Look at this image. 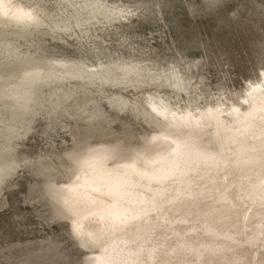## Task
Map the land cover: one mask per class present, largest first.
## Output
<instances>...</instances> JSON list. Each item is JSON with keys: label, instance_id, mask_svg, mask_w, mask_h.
I'll use <instances>...</instances> for the list:
<instances>
[{"label": "rangeland", "instance_id": "rangeland-1", "mask_svg": "<svg viewBox=\"0 0 264 264\" xmlns=\"http://www.w3.org/2000/svg\"><path fill=\"white\" fill-rule=\"evenodd\" d=\"M10 1L33 8L36 18L28 27L0 20V87L30 82L32 92L26 107L0 97V264H108L112 246L85 249L81 220L68 217L67 204L86 199L103 171H133L154 182L178 171L181 132L160 130L146 103L152 95L179 112L246 107L248 86L264 73V0H96L108 18L99 14L104 9H81L83 0ZM30 64L41 79H26ZM127 67L138 73L125 77ZM172 70L186 91L169 85ZM248 240L254 244L243 248L262 264L256 244L264 257V237ZM206 248H193L186 262L219 255ZM138 256H127L130 264H141Z\"/></svg>", "mask_w": 264, "mask_h": 264}, {"label": "bare ground", "instance_id": "bare-ground-1", "mask_svg": "<svg viewBox=\"0 0 264 264\" xmlns=\"http://www.w3.org/2000/svg\"><path fill=\"white\" fill-rule=\"evenodd\" d=\"M16 3L0 0V20L7 18L23 27L30 26L36 18L33 8ZM80 7L89 8L91 13L104 9L99 14L105 18L111 13L96 0H83ZM74 24L83 25L77 21ZM32 64L24 69L26 79H41V69ZM85 68L86 65L79 68V77H83ZM133 72L138 73L134 67L124 68L125 77ZM179 73L172 70L165 79L172 80L167 83L173 88L186 91L188 86L184 85L185 79ZM92 77L90 74L89 78ZM28 83L23 82L21 89L6 84L5 88L0 87V97L12 95L22 107H26V103L32 100ZM248 87L242 98L246 105L244 109L232 103L229 106V103L225 107L217 104L214 107L208 105V109L199 106L197 112L195 108L179 112L166 104L164 98H158L163 109L156 105L151 107L162 121L160 130L181 132L182 142L174 151L178 171L161 182L140 178L133 171H103L95 177L91 175L96 178L93 179L98 183L97 188L92 187L86 199L69 202L66 208L70 211L68 217L71 215V218L81 220L78 221L82 225L79 231L85 249L93 251L111 245L108 264H122V258L123 262L130 264L127 256L134 254H139L136 258L137 261L141 259V264L149 261L151 264L162 261L181 264L183 259L188 264L186 261H191L193 248L211 246L205 250L219 255H207L198 264H257L243 247L249 242L248 238L264 237V186L260 185L264 179V73L259 82ZM206 145L212 149H207ZM145 244L148 250L142 252ZM253 244L251 241L248 246ZM258 245V260L264 264L263 252ZM227 247L228 250L222 252ZM197 260H201L200 255Z\"/></svg>", "mask_w": 264, "mask_h": 264}, {"label": "snow or ice", "instance_id": "snow-or-ice-1", "mask_svg": "<svg viewBox=\"0 0 264 264\" xmlns=\"http://www.w3.org/2000/svg\"><path fill=\"white\" fill-rule=\"evenodd\" d=\"M215 0H211V4L214 5ZM146 103L151 107L152 105H156L157 107H160L161 109H163V103L162 102H158L156 99L149 97L146 101ZM155 110V109H153Z\"/></svg>", "mask_w": 264, "mask_h": 264}]
</instances>
